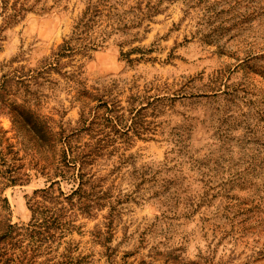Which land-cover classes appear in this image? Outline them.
I'll return each instance as SVG.
<instances>
[{
  "label": "rangeland",
  "instance_id": "rangeland-1",
  "mask_svg": "<svg viewBox=\"0 0 264 264\" xmlns=\"http://www.w3.org/2000/svg\"><path fill=\"white\" fill-rule=\"evenodd\" d=\"M8 259L264 264V0H0Z\"/></svg>",
  "mask_w": 264,
  "mask_h": 264
},
{
  "label": "trees",
  "instance_id": "trees-1",
  "mask_svg": "<svg viewBox=\"0 0 264 264\" xmlns=\"http://www.w3.org/2000/svg\"><path fill=\"white\" fill-rule=\"evenodd\" d=\"M98 19H99V11L97 10V7L96 6L88 7L83 17L80 19L79 23L75 27V32L78 33V37H79L77 41L81 43L80 47L77 48L76 46H72L70 41L65 42L60 50V53L56 55V58H55L56 63L54 62L55 64H59L61 59H64V58L69 59V58L74 57L75 54L78 52L86 53L90 51H95L96 48H98L99 45L97 44L96 38L95 37L93 38V34L95 32L94 28L97 25ZM52 64H50V66H52ZM67 156H68V151L66 150L64 151V158L66 159ZM70 164L71 162H68V161L65 162V164L58 169L59 171L58 175H60V177L62 178L67 177V175H71L69 179H76V178L80 179L81 182L78 188V190H80L81 186H83L84 175L82 173V170L80 169H79L77 176H75V174H70L69 171L72 168ZM73 164H75V162H73ZM68 168L70 169L68 170ZM74 169L76 170L77 168L74 167ZM76 192H74L73 194H75ZM6 236H8L7 233L1 238L3 239ZM10 260L8 259V262H10ZM11 261L13 264H24L21 262V260H19L18 262L15 260H11ZM25 264H33V263L31 261Z\"/></svg>",
  "mask_w": 264,
  "mask_h": 264
}]
</instances>
